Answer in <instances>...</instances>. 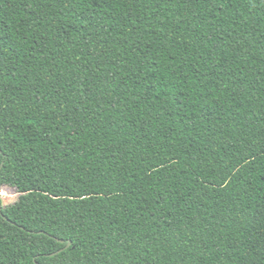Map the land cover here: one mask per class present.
I'll use <instances>...</instances> for the list:
<instances>
[{
	"label": "trees",
	"instance_id": "16d2710c",
	"mask_svg": "<svg viewBox=\"0 0 264 264\" xmlns=\"http://www.w3.org/2000/svg\"><path fill=\"white\" fill-rule=\"evenodd\" d=\"M0 166V264H264V0H0Z\"/></svg>",
	"mask_w": 264,
	"mask_h": 264
},
{
	"label": "rangeland",
	"instance_id": "374dc122",
	"mask_svg": "<svg viewBox=\"0 0 264 264\" xmlns=\"http://www.w3.org/2000/svg\"><path fill=\"white\" fill-rule=\"evenodd\" d=\"M18 193L15 190L4 187L0 191V202L2 207H8L15 204L18 200Z\"/></svg>",
	"mask_w": 264,
	"mask_h": 264
},
{
	"label": "water",
	"instance_id": "95a60500",
	"mask_svg": "<svg viewBox=\"0 0 264 264\" xmlns=\"http://www.w3.org/2000/svg\"><path fill=\"white\" fill-rule=\"evenodd\" d=\"M0 169H1V166H0ZM0 204H1V202H0ZM0 209H1V205H0ZM58 242H59L60 244H64V241H63V240H58ZM70 245H71V242L68 241V243H67V245L65 246L64 249L58 251L57 253L51 254L50 256H54V255L60 253L61 251L68 249V248L70 247Z\"/></svg>",
	"mask_w": 264,
	"mask_h": 264
}]
</instances>
